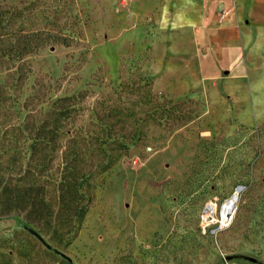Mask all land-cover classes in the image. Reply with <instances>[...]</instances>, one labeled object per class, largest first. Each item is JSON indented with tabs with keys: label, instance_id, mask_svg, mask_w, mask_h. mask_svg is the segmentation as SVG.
<instances>
[{
	"label": "rangeland",
	"instance_id": "1",
	"mask_svg": "<svg viewBox=\"0 0 264 264\" xmlns=\"http://www.w3.org/2000/svg\"><path fill=\"white\" fill-rule=\"evenodd\" d=\"M0 1L22 11L11 27L44 29L21 83L0 67L18 101V116L0 126V144L17 143L14 170L0 156L2 184L23 172L15 127L26 111L42 118L58 97L75 96L71 127L131 141L94 178L80 228L57 247L73 264L264 263V25L238 12L240 34L228 38L220 27L234 5H219L210 20L184 0ZM27 224L51 241L23 214L1 215L13 264H49L37 239L31 262L34 251L12 237Z\"/></svg>",
	"mask_w": 264,
	"mask_h": 264
},
{
	"label": "trees",
	"instance_id": "2",
	"mask_svg": "<svg viewBox=\"0 0 264 264\" xmlns=\"http://www.w3.org/2000/svg\"><path fill=\"white\" fill-rule=\"evenodd\" d=\"M22 15L18 9L10 11L0 7V67L13 70L17 83H21L26 76L25 57L42 46L43 41L39 38L44 33L43 28L28 30L11 27L9 23L16 18L22 19ZM33 37L39 39L34 45L29 40ZM74 99L73 95L56 98L43 117L37 120L29 119L31 115L26 111L23 122L15 127L24 138L23 172L19 178L14 181L10 179L4 184L0 177V216L23 214L28 223L51 232V241H46L56 249L59 244H68L80 228L91 201L94 178L111 168L131 142L100 137L71 127ZM16 102L7 86L0 83V126L9 114L18 116ZM98 126L101 132L105 131L106 126ZM16 144L15 139L1 142L0 156H6L7 164L2 168L11 166L14 170L16 167ZM50 188L56 195L53 200L47 195ZM37 231L41 234L40 230ZM11 235H20L18 240L22 241L24 249L34 251L33 255L28 256L29 260H36L34 258H37L40 250L35 249L32 239L37 238L26 229L14 230ZM0 238L7 249L0 251V264H13L9 251L16 250L14 241L7 237ZM43 247V261L49 264H73L66 255Z\"/></svg>",
	"mask_w": 264,
	"mask_h": 264
},
{
	"label": "crops",
	"instance_id": "3",
	"mask_svg": "<svg viewBox=\"0 0 264 264\" xmlns=\"http://www.w3.org/2000/svg\"><path fill=\"white\" fill-rule=\"evenodd\" d=\"M232 1V2H231ZM234 3V4H232ZM234 5V10L221 22L220 30L226 37H235L240 34L238 12L248 15L249 20L264 25V0H184L183 5L194 14H210V20L215 18V10L219 5ZM205 9V10H204ZM247 21V20H246Z\"/></svg>",
	"mask_w": 264,
	"mask_h": 264
},
{
	"label": "water",
	"instance_id": "4",
	"mask_svg": "<svg viewBox=\"0 0 264 264\" xmlns=\"http://www.w3.org/2000/svg\"><path fill=\"white\" fill-rule=\"evenodd\" d=\"M242 186H237L236 191L239 193V191L241 190ZM237 197V194L236 196ZM23 228L26 229L27 231H29L32 235H34L45 247L61 254V255H65L62 251H60L59 249H56L54 247H52L47 241L46 239L32 226L30 225H23Z\"/></svg>",
	"mask_w": 264,
	"mask_h": 264
},
{
	"label": "bare ground",
	"instance_id": "5",
	"mask_svg": "<svg viewBox=\"0 0 264 264\" xmlns=\"http://www.w3.org/2000/svg\"><path fill=\"white\" fill-rule=\"evenodd\" d=\"M236 197L231 198V200L225 202L221 208V217L224 219L232 212L234 202Z\"/></svg>",
	"mask_w": 264,
	"mask_h": 264
},
{
	"label": "built area",
	"instance_id": "6",
	"mask_svg": "<svg viewBox=\"0 0 264 264\" xmlns=\"http://www.w3.org/2000/svg\"><path fill=\"white\" fill-rule=\"evenodd\" d=\"M207 206H208V204H207ZM207 206H206V208H207ZM206 208H205V209H206ZM212 211H213V210H212ZM203 218H204V217H203ZM211 218H212V214H211ZM211 218H210V219H208V217H206V218H204V220H205V221H210V220H211ZM221 220H222V218H221ZM220 223H222V221H221Z\"/></svg>",
	"mask_w": 264,
	"mask_h": 264
}]
</instances>
